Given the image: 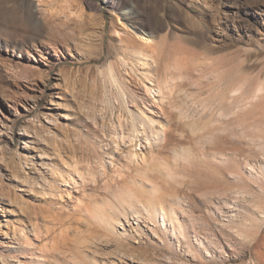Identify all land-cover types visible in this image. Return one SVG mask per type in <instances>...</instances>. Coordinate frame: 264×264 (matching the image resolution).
<instances>
[{"label": "rangeland", "instance_id": "1", "mask_svg": "<svg viewBox=\"0 0 264 264\" xmlns=\"http://www.w3.org/2000/svg\"><path fill=\"white\" fill-rule=\"evenodd\" d=\"M263 210L264 0H0V264H264Z\"/></svg>", "mask_w": 264, "mask_h": 264}, {"label": "bare ground", "instance_id": "2", "mask_svg": "<svg viewBox=\"0 0 264 264\" xmlns=\"http://www.w3.org/2000/svg\"><path fill=\"white\" fill-rule=\"evenodd\" d=\"M141 37H143V36H141ZM156 86H157V84H156ZM158 87V92H157V90H155V86H150V87H146V90L148 91V98H149V96H150V103H148L147 104V102H145V101H143L142 102V106L145 108L144 110H143V112H145V110H147V111H149V112H151L154 116H161L160 114H159V112H161L162 111V107H163V101H164V99L162 98V97H158L159 99L157 100L156 99V97H155V95L153 94L154 93V91H156L157 92V95L159 96L160 95V91H159V86H157ZM156 87V88H157ZM161 87V86H160ZM162 89V88H161ZM162 96V95H161ZM144 117H145V115H144ZM146 118V117H145ZM147 119V118H146ZM150 120V119H149ZM150 121H153V120H150ZM145 133V132H144ZM149 153V152H148ZM136 154H138V153H136ZM135 154V155H136ZM146 156V155H145ZM151 157V156H150ZM142 159V158H141ZM147 160V159H146ZM148 162V161H147ZM152 164V163H151ZM140 167V166H139ZM138 167V168H139ZM71 168V167H70ZM81 180V179H80ZM69 182H71V183H75V179H69V180H65V183L67 184V185H69L68 183ZM65 192H66V195L67 196H69V193H70V190H65ZM79 199V198H78ZM77 199V200H78ZM77 205V204H76ZM81 208V207H80ZM85 209V208H84ZM234 216V215H233ZM135 217V216H134ZM260 221H261V223H259L258 225H257V232H256V234H254V235H252V237H251V239H250V244L251 243H253V244H255L256 242H257V240H258V236L260 235V232L262 231V230H264L263 229V227H264V210L262 211V213L260 214ZM104 219V218H103ZM134 219V218H133ZM125 220H127V219H125ZM138 220H140V219H138ZM105 221V220H104ZM136 221V220H135ZM132 223H137V222H132ZM131 224V223H130ZM259 253V256H263L264 255V250H262V251H259L258 252ZM44 257V256H43ZM255 262V261H254ZM12 264H14V263H12ZM16 264H25V260H19V261H17L16 262ZM255 264H262V263H260L259 261L258 262H255Z\"/></svg>", "mask_w": 264, "mask_h": 264}]
</instances>
